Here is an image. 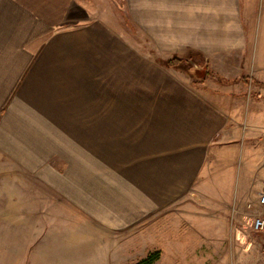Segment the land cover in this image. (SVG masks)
I'll use <instances>...</instances> for the list:
<instances>
[{
  "label": "crops",
  "instance_id": "1",
  "mask_svg": "<svg viewBox=\"0 0 264 264\" xmlns=\"http://www.w3.org/2000/svg\"><path fill=\"white\" fill-rule=\"evenodd\" d=\"M75 6L89 12L0 0V152L43 186L13 192L18 237L0 240V264H111L123 234L215 181L246 132L258 175L239 194L264 188V144H250L235 91L245 81L138 60L103 19L75 22Z\"/></svg>",
  "mask_w": 264,
  "mask_h": 264
},
{
  "label": "rangeland",
  "instance_id": "2",
  "mask_svg": "<svg viewBox=\"0 0 264 264\" xmlns=\"http://www.w3.org/2000/svg\"><path fill=\"white\" fill-rule=\"evenodd\" d=\"M79 1L90 20L100 18L115 28L138 60L164 65L178 58L182 65L173 71L193 82L207 72L245 81L246 86H235L245 98L243 121L254 125L250 144L255 149L264 144V0ZM87 13L75 6L74 21L84 23ZM248 142L246 132L239 155L215 181L198 183L196 194L191 186L168 213L155 214L147 229L123 234L111 264H132L157 250L161 257L155 264H264V233L251 227L263 189L254 188L247 198L239 194L250 193L258 175ZM28 187L43 186L0 152V240H17V197L12 194Z\"/></svg>",
  "mask_w": 264,
  "mask_h": 264
},
{
  "label": "trees",
  "instance_id": "3",
  "mask_svg": "<svg viewBox=\"0 0 264 264\" xmlns=\"http://www.w3.org/2000/svg\"><path fill=\"white\" fill-rule=\"evenodd\" d=\"M183 60L178 58L168 59L162 63L168 67H181ZM208 76L216 77L220 79V77L216 74L207 72ZM243 80V79H242ZM237 79L230 80L229 82H237ZM161 257V252L159 250L150 252L146 257L140 259L139 261L132 263V264H155Z\"/></svg>",
  "mask_w": 264,
  "mask_h": 264
},
{
  "label": "built area",
  "instance_id": "4",
  "mask_svg": "<svg viewBox=\"0 0 264 264\" xmlns=\"http://www.w3.org/2000/svg\"><path fill=\"white\" fill-rule=\"evenodd\" d=\"M257 202L259 210L253 218L251 227L256 233H264V188L259 192Z\"/></svg>",
  "mask_w": 264,
  "mask_h": 264
}]
</instances>
